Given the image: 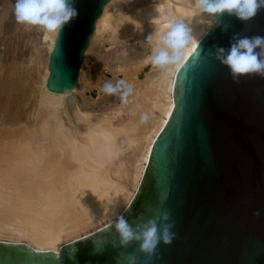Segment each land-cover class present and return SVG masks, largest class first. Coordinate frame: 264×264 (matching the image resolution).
<instances>
[{
  "label": "water",
  "instance_id": "95a60500",
  "mask_svg": "<svg viewBox=\"0 0 264 264\" xmlns=\"http://www.w3.org/2000/svg\"><path fill=\"white\" fill-rule=\"evenodd\" d=\"M108 1L72 0L78 14L58 32L50 52L49 91L77 84ZM257 36L264 38V7L248 21L225 12L177 71L175 108L124 215L135 225L141 216L170 212L171 245L161 243L149 261L137 242L119 247L111 224L63 245L59 254L0 240V264H117L122 253L135 254L138 264H264V76L234 78L216 59L217 48Z\"/></svg>",
  "mask_w": 264,
  "mask_h": 264
},
{
  "label": "bare ground",
  "instance_id": "6f19581e",
  "mask_svg": "<svg viewBox=\"0 0 264 264\" xmlns=\"http://www.w3.org/2000/svg\"><path fill=\"white\" fill-rule=\"evenodd\" d=\"M5 1L0 12V32L4 14L14 5V0ZM195 2L130 3L132 14L120 17L121 25L117 23L116 0L105 4L84 51L81 71L91 57L93 38L103 36L109 29L115 39L140 33L150 53L142 54L135 70L125 74L124 79L134 85L125 108L116 106L106 113L101 109L99 114L89 108L81 97L83 80H91L90 75L86 79L87 72H81L70 91H49V58L58 32L43 33L41 40L47 48L45 53L37 50L31 67L12 66L6 70L0 57V240L59 254L63 245L113 224L132 204L147 171L152 146L175 108L177 71L215 24L216 18L199 13ZM173 19L183 20L192 30L193 42L182 63L169 72L157 68L155 73L146 74L143 83L138 82V70L150 62L153 42L148 37L166 32V25ZM26 83L29 85L25 87ZM21 86L26 89L21 91ZM32 89L35 108L21 101L24 90L30 94ZM19 109L24 110L25 118ZM145 113L150 119L141 123ZM127 150L128 155L120 158Z\"/></svg>",
  "mask_w": 264,
  "mask_h": 264
},
{
  "label": "clouds",
  "instance_id": "9594fccd",
  "mask_svg": "<svg viewBox=\"0 0 264 264\" xmlns=\"http://www.w3.org/2000/svg\"><path fill=\"white\" fill-rule=\"evenodd\" d=\"M195 7L199 13L218 18L225 12L237 18L248 21L254 18L260 8L264 7V0H196ZM14 16L18 24L38 26L47 33L61 32L65 25L77 16L72 0H14ZM166 32H157L149 36L153 42L150 63L153 67L169 72L172 67L182 63L185 51L193 42L192 30L183 20H171L166 25ZM261 48L257 53L255 49ZM264 38H241L233 43L230 49L217 48L216 59L227 66L234 78L252 74L264 76ZM106 95L119 98L121 105L127 104L133 94V87L121 78L115 83L107 81L102 86ZM150 119L148 113L142 114L141 123ZM256 217L260 212L254 213ZM135 225L130 224L123 215L115 223V234L119 237V247L128 248L132 242L138 243V251L150 261L157 254L158 246L163 243L171 245L176 238L172 231L175 227L171 221V213L158 210L154 218H138ZM116 246V245H114ZM97 252L102 248H97ZM117 264H138L135 254H124L117 257Z\"/></svg>",
  "mask_w": 264,
  "mask_h": 264
},
{
  "label": "rangeland",
  "instance_id": "374dc122",
  "mask_svg": "<svg viewBox=\"0 0 264 264\" xmlns=\"http://www.w3.org/2000/svg\"><path fill=\"white\" fill-rule=\"evenodd\" d=\"M144 1L145 0H131V1L130 0H116V2L118 4V6L116 7L117 11H118L117 15H119V16L116 15L117 19H118L117 23H119L121 25L122 19H120V17L124 18V17H127V15H130V13L132 14V10H131L132 7H131L130 3L135 2V4L136 3L137 4L138 3H144L145 4L146 1H148V0H146L145 2ZM4 2H6V1L0 0V12L3 10L2 6H3ZM127 7H128L127 10H130V11L126 10ZM11 8H14V5ZM11 8L8 9V11L4 14V16L6 15L3 19L4 20L3 21V27L4 28L2 27L3 31L1 30V32H0V45H1L0 46V57H2V59L4 60V63H6L5 64L6 70H8L12 66H15V68H18L20 66L24 67L25 65L27 67H31V66H33V63H31L32 60L34 58H36L37 50L41 49L44 52L47 48V44L43 40H41V37L44 35L43 33L45 31L38 26H28V25L18 24L15 20L14 10ZM119 12H121L120 13L121 15L119 14ZM146 23H148V22H146ZM146 23H145V25H146ZM6 26H8V27H6ZM139 28L141 29L140 25H138V29ZM112 32H113V30L109 29V31L107 30L106 32L103 33L104 37L99 36L100 37V38L98 37L99 39L96 37V38L92 39L93 41L91 40V42H92L90 44L91 49H92V50L90 49V51H91L90 53H92L91 57L88 60V62L85 64L84 72H83V69L81 71V67H80V73H79L78 81L80 79L81 72L82 73L87 72L86 73L87 74L86 79L88 78V75H90L89 78L91 77V80L90 79L85 80V81L83 80V82H82V87H83V91H82V95H81L82 101L86 100L85 102H87L88 107L89 108L93 107V110H95V113L97 112L96 114H99L102 110H104L102 112H105V110H106V112L110 111L111 109L114 110L116 108V106H118V107L123 106V108H125V106H128V103L124 104L125 106L121 105L118 97L104 94L102 91V86L107 81H111L112 83H115L117 80H119L121 78L124 79L125 74H127L128 72L131 73L130 71L135 70L134 67H136L137 66L136 63L141 60L140 57L142 56V54L144 55V54L150 53L148 46H146L147 43H145V41L142 40V38L140 37L141 36L140 33L135 32V33H132L131 35H129V37H125L124 39H120V38L115 39ZM139 32H140V30H139ZM107 37L110 39H108ZM125 55H127V56H125ZM122 58H123V60H122ZM141 58H143V56ZM128 60H131V61H128ZM81 65H82V63H81ZM127 66H129V67L127 68ZM142 68H140V72L138 70V73H137V78H138L137 81L140 83H143L144 79L147 76L146 74L155 73L157 70V68H154V69L152 68V65L150 62H147V64L142 66ZM89 81L93 82V83H91L92 86L89 85L90 84ZM28 85L29 84H27V83H26V85L24 84L25 87ZM133 86L134 85H132V87ZM23 87L21 86V89H22L21 91H23V89H26L25 87L24 88ZM91 87H92V89H91ZM34 88L37 89L36 85H33V89ZM33 89L30 90L32 92L30 94H28V93L25 94L26 90H24V92L21 95V101L24 105L32 104V107L35 108L36 107V101L34 99L35 98V96H34V92H35L34 90L35 89L34 90ZM174 94H175V98H176V90H175ZM109 99H111V100H109ZM31 101H32V103H31ZM28 103H30V104H28ZM23 111H22V109H19V114H21V117L23 116L22 118H25V115H24L25 112H23ZM125 114L126 113L124 112V114L122 113L121 115H125ZM6 115H7V113H6ZM33 118H34V116L31 117V119H33ZM21 125H20L21 128L24 127L23 124H21ZM128 153H129V150L124 152V154H122L120 156V158H124L126 155H128ZM120 158L118 159V161L120 160ZM146 170H147V168H146ZM144 176H145V174H144ZM138 187L140 188V186H138ZM139 188H138V191H139ZM138 191H137V193H138ZM137 193H136V195H137ZM136 195H135V197H136ZM135 197H134V199H135ZM130 205L127 207V209L121 215L124 216L126 214V212H128ZM115 221H116V219H115ZM115 221H113V222L115 223Z\"/></svg>",
  "mask_w": 264,
  "mask_h": 264
}]
</instances>
